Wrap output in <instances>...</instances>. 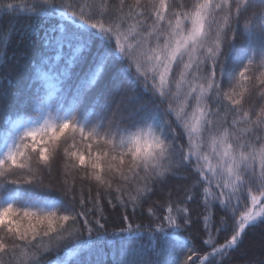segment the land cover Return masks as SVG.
<instances>
[{
  "label": "snow or ice",
  "instance_id": "snow-or-ice-1",
  "mask_svg": "<svg viewBox=\"0 0 264 264\" xmlns=\"http://www.w3.org/2000/svg\"><path fill=\"white\" fill-rule=\"evenodd\" d=\"M13 39L0 264H264V0H0Z\"/></svg>",
  "mask_w": 264,
  "mask_h": 264
},
{
  "label": "trees",
  "instance_id": "trees-1",
  "mask_svg": "<svg viewBox=\"0 0 264 264\" xmlns=\"http://www.w3.org/2000/svg\"><path fill=\"white\" fill-rule=\"evenodd\" d=\"M16 41L13 39L12 45L9 46L8 49V59L6 63H0V89H5L11 87L8 84V80L13 81V85L15 84L16 80L19 78V71L20 67L23 65L24 61L22 59H19V52L16 50ZM81 185L78 183L77 188L79 189ZM85 189L89 187V185H84ZM96 189L93 187L92 192L93 195L95 194ZM158 197H153L152 199H157ZM101 203L104 206V215L109 216L110 220L115 217H119L120 214L125 212V209L123 208H117L113 210L112 205L107 204L105 200H102ZM127 212L129 214L132 213L131 207L127 209ZM140 213L139 211L136 214H131V222H133V226H135V222H138L140 219ZM128 222H125V227L127 226ZM109 230L111 231L112 229V224L110 223L108 225ZM259 229H256L255 232L259 233ZM147 238L142 237L140 240H134L133 244H137L140 242H146ZM110 247L108 246L107 243L105 242V251L110 252ZM237 255V260L239 261L240 259H247L250 257H255L257 259L260 258L261 253L258 254H253L252 251L248 252L247 254L243 253H238Z\"/></svg>",
  "mask_w": 264,
  "mask_h": 264
},
{
  "label": "rangeland",
  "instance_id": "rangeland-1",
  "mask_svg": "<svg viewBox=\"0 0 264 264\" xmlns=\"http://www.w3.org/2000/svg\"><path fill=\"white\" fill-rule=\"evenodd\" d=\"M252 240H253V243H255L257 245L256 248H253L251 251L253 252V254H258L260 253V250H259V233H256L254 232L253 236H252Z\"/></svg>",
  "mask_w": 264,
  "mask_h": 264
}]
</instances>
